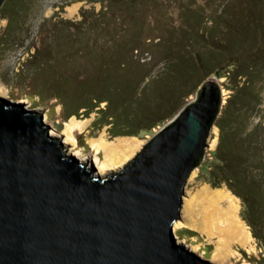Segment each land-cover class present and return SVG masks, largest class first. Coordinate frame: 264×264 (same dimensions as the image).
<instances>
[{
    "label": "water",
    "instance_id": "95a60500",
    "mask_svg": "<svg viewBox=\"0 0 264 264\" xmlns=\"http://www.w3.org/2000/svg\"><path fill=\"white\" fill-rule=\"evenodd\" d=\"M222 96L205 80L107 175L64 153L40 113L0 98V264H215L178 240L176 222Z\"/></svg>",
    "mask_w": 264,
    "mask_h": 264
},
{
    "label": "trees",
    "instance_id": "16d2710c",
    "mask_svg": "<svg viewBox=\"0 0 264 264\" xmlns=\"http://www.w3.org/2000/svg\"><path fill=\"white\" fill-rule=\"evenodd\" d=\"M107 2L98 12L81 11L78 22L47 21L50 28L43 46L49 59L35 52L27 60L33 72L44 79L31 74L32 85L37 88L34 94L39 100L45 97L56 100L65 119L87 117L105 103L98 112L109 124L112 136H136L173 116L181 99L191 93L186 92L191 76L198 75L194 90L211 75L225 78V88L230 94L215 122L218 143L208 181L212 188L223 184L240 200L256 238L258 210L264 205V126L259 122L245 134L244 129L258 104L252 85L260 80L259 68L264 64V0H217L219 9L210 13L206 21L190 19L188 28L177 30L178 39L159 38L152 47L144 42L147 37L141 35L145 27L134 17L125 20L121 11L133 9L141 14L148 3L155 5L159 0ZM148 47L162 50L164 72L171 76L165 81L158 75L165 85L153 99L143 98L147 84L143 91L140 89L148 74L136 80L138 73H131L132 67L139 70L150 60L148 53H144ZM76 57L81 61L82 72L75 79L79 91L65 86L66 83L62 87L57 77L51 80L50 75L43 74L48 73L50 61L58 59L67 64ZM176 72L183 76L178 84L173 83L172 75ZM46 87L50 92L44 93ZM241 117L239 126L236 122ZM182 237L191 239L193 235L185 230Z\"/></svg>",
    "mask_w": 264,
    "mask_h": 264
},
{
    "label": "rangeland",
    "instance_id": "374dc122",
    "mask_svg": "<svg viewBox=\"0 0 264 264\" xmlns=\"http://www.w3.org/2000/svg\"><path fill=\"white\" fill-rule=\"evenodd\" d=\"M239 1L243 2L245 0ZM216 3L217 0H159L155 5L154 3H148V7L146 6L144 12L141 11V14L137 13L139 10H130L126 8L122 9L121 13L125 14V20L128 17H134L135 21L139 23L141 27H145V32L144 34L142 32L141 35L147 37L144 42L149 47H152L159 38L167 39V41L170 38L178 39L179 33L177 30L188 28V23L191 20L195 21L196 19L202 18V21H206L210 13L214 14V11L217 12L219 9ZM234 4H238V2ZM103 5H108L107 0H3L0 5V98L11 102L17 101L23 106V109L35 110L40 113L43 123L49 128L48 134L59 140L62 151L66 154L73 155L87 165L91 163L94 167V156L97 157L99 163L103 161V154L101 152H94L91 146V141H93V139L97 140L99 137L103 136L108 142H112L120 138H134L139 142V146L131 158L127 160L130 161L134 155H136L137 151L141 150L145 145L146 138H153L155 132L161 130L162 125L178 115L186 105L194 101L197 91V89L194 90V87L197 85L198 77V75H193L188 80L189 82L186 86V90L187 87L188 90L186 92L191 91V93L188 96L185 95L181 99L180 108L172 117L154 127L152 130L140 131L136 136H112L109 124L104 122L105 119L101 117L98 112V109L102 110L105 107V103H102L87 117L80 116L79 119L75 117L69 118H74L77 121L85 123V127L81 130H75L72 133L74 143L67 142L64 129L69 119L64 118L60 110V105L56 100L46 99V97L45 100H39V97L34 94L37 92V88L32 85L33 79L31 74H34L36 77L42 75L36 72L34 73L27 63V60L35 52L49 59L47 58L49 54H47L43 46V42L47 39V30L50 28V24L49 22L47 23V21L54 22L61 19L78 22L81 18V11L90 10L98 12ZM209 26L210 23L207 22V27ZM141 51L143 50L141 49ZM145 52L148 53V59L150 58V60L144 59L148 62H144L142 64L143 67L141 66L139 70L132 67L131 69L133 72L131 73H138V75L136 74V80L148 74L144 77L143 83L140 84V89L143 91L147 84V92L144 93L143 98L153 99L156 93L161 88L163 89L165 85L161 79L167 81L171 76L164 72V64L166 62L162 58L163 55L160 48L154 47L149 50H144V53ZM75 59L74 61L70 60L67 64L58 59L52 62L50 61L47 63L48 73L44 71L43 74L50 75L51 80L57 77L62 87L64 83H66L65 86L79 91L76 83L77 80L75 79L76 75H82V72H80L81 61H79L77 57ZM133 59H135L134 61L137 60L135 57H133ZM259 69L261 70L260 80L255 81L254 85H252V88H254L256 92L255 95L258 104L255 111L248 117V126L244 129V134L250 131L259 122L264 126V64H262ZM124 71L125 69H122V72ZM183 71L185 72L184 69ZM179 73L180 72H176L172 75L174 84H178L183 80L182 74ZM158 75H160V80L157 78ZM212 78L219 83L223 94V101L217 116L218 118L221 114V110L226 104L225 102L230 91L225 88V78L218 79L211 75L205 80ZM42 80L44 81V79ZM51 80L48 81L50 82ZM78 86L80 87L81 85ZM43 90L44 93L50 92L48 87ZM120 92L119 90L118 93ZM138 94L139 93H137V96L135 95L136 98ZM44 95L46 96V94ZM251 97L253 96L251 95ZM132 113L131 111L129 115L131 114L132 116ZM240 119H242V117L237 118L238 122H236L239 126H241V122H239ZM215 122L213 129L206 139L207 146L204 149L203 156L188 177L187 185L190 191L183 190L185 210H187L186 216H180L181 219L178 221L182 225L176 229L177 238L190 247L198 246L197 251L213 259L215 264H264V205H261L258 210V228H256L255 231L253 230L257 234L255 238L252 234V229L248 226L249 222L246 219L247 217L245 215V210H243V205L240 200L234 196L237 199L238 205L236 215L250 235V244L240 246L235 242H231L225 246V248H227L224 249V254L222 253L218 257L215 255L217 252L216 244L221 237L217 236V234L214 235L213 232L211 235L208 234L207 229H204V227L199 224V220L203 216H209L204 214L211 209L209 201L203 198L204 196L201 193L204 188L207 190H226L231 194L223 184H221L219 188H212L208 181V173L212 166L211 163L214 161L213 153L218 143V129L215 127ZM124 165L120 168H123ZM96 174L107 175L109 172L98 173L96 169ZM187 212L192 214L190 217L193 220L189 219L190 217ZM244 218L246 221L243 220ZM185 230L192 233L193 237L191 239L182 237Z\"/></svg>",
    "mask_w": 264,
    "mask_h": 264
},
{
    "label": "bare ground",
    "instance_id": "6f19581e",
    "mask_svg": "<svg viewBox=\"0 0 264 264\" xmlns=\"http://www.w3.org/2000/svg\"><path fill=\"white\" fill-rule=\"evenodd\" d=\"M84 127L85 123L77 121L74 118L69 119V122L64 129V135L67 142L74 143L72 133L75 130H81ZM91 146L95 153L101 152L103 154V161L98 163L99 160L94 156L93 163L98 173H104L107 171L109 172V169H116L123 166L138 148L139 142L134 138H120L108 142L103 136H101L97 140L93 139V141H91ZM201 193L204 196L203 198L209 201L211 209L204 214L209 216H203L199 220V224L203 226L204 229H207L208 234L211 235L213 232L214 235L217 234V236L221 237L217 241V252L215 255L218 257L222 253L224 254V249L227 248H225V246L231 242H235L240 246L249 245L251 239L250 235L247 232L246 227L236 215L238 209L237 199L228 191L221 189L207 190L204 188ZM188 214L189 217L192 215L191 213ZM189 219L192 218L190 217ZM181 225L182 224L177 221L176 229ZM192 248L198 250V246H192Z\"/></svg>",
    "mask_w": 264,
    "mask_h": 264
}]
</instances>
